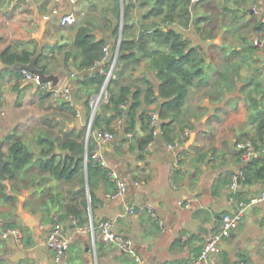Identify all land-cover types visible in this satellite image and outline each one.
I'll return each instance as SVG.
<instances>
[{"label":"crops","instance_id":"crops-1","mask_svg":"<svg viewBox=\"0 0 264 264\" xmlns=\"http://www.w3.org/2000/svg\"><path fill=\"white\" fill-rule=\"evenodd\" d=\"M150 1L136 0V8L126 16L128 22H136V33L143 22L158 19L142 17ZM205 1L191 5V23L185 24L180 18L168 23L206 55V72L190 87L176 119L141 147L147 134V115L159 113L162 102L160 97L147 102L142 94L132 136L117 130L114 140L102 143L105 163L96 164L98 168L89 174L84 154L92 114V106L87 104L92 72L82 71L78 57H69L65 63L62 58L64 51L72 48L83 17H91L95 39L112 43L119 38L127 0L0 1V53L9 45L16 50H35L40 16L52 17L70 9L76 13V21L70 25H61L59 17L46 22L43 38L49 42L41 59L58 75V84H73L71 100L44 94L46 90L24 81L22 75L19 79L13 72L0 70V143L4 157L11 132L32 147L38 146V138L44 135L56 144L66 138L84 144L83 165L70 180H57L30 169L21 170L15 181L0 178L12 195L10 199L0 196V223L17 229L23 242V246L18 244L15 234L0 235V264H138L130 251L83 228L92 222L99 233V222L104 219L114 220L117 230L132 239L133 250L146 264H192L207 237L221 228L223 215L233 214L243 205L237 225L223 238L220 249L202 264H264V200L250 202L264 190V177L242 179L238 186H229L231 176L244 165L240 152L232 151L229 145L236 141L238 148L239 142H250L256 130L248 112L249 91L258 92L264 111V28L255 27L258 21L264 22V0H210L204 5ZM180 6L181 0L174 11L178 17L182 16ZM255 37L259 38L257 43ZM70 71H75L74 78ZM143 78L156 90L159 79L144 60L135 71L129 65L123 81L144 88ZM16 82L19 88H15ZM159 118L161 122L171 120ZM175 141L182 152L178 159L168 146ZM261 146L264 151V144ZM256 151L253 156H257ZM112 171L127 184L126 192L116 197L110 196L117 190ZM34 172L40 178L35 182L37 187L28 181ZM68 206L79 214L63 215ZM57 224L69 240L68 254L60 261L53 259L46 244L48 231Z\"/></svg>","mask_w":264,"mask_h":264},{"label":"trees","instance_id":"trees-1","mask_svg":"<svg viewBox=\"0 0 264 264\" xmlns=\"http://www.w3.org/2000/svg\"><path fill=\"white\" fill-rule=\"evenodd\" d=\"M1 1V0H0ZM151 6L143 13V18L158 17V19L150 22H143L139 31L136 33V22H128L127 14L136 8V0H127L123 8V23L118 47L117 60L120 67L115 70L116 76L124 74L126 68L130 65L131 70L135 71L138 64L144 60L146 67L153 70L159 79V83L155 86L146 78L143 80L146 86L143 88L138 84L133 87L129 83L120 82L117 86L111 84V80L106 85L108 100L104 103L105 109L101 119L97 118V110L93 116V127H101L106 130H113L112 120L116 116H124L123 131H132L138 116V108L144 98L150 102L156 97L162 99L159 117H169V122H162L161 130L165 132L170 126L172 120L176 119L180 113V107L187 96L189 89L197 81L202 79L206 66V55L200 46L190 45L189 40L179 31L168 26L172 20L183 21V23H191L189 13V0H181L179 8L182 16H176L175 7L179 0H152ZM150 2L148 5H150ZM146 3V2H145ZM139 3L138 5H142ZM148 7V6H147ZM264 22L258 21L255 26L257 30L264 28ZM92 19H86L83 24L79 25L73 38V46L71 49L64 51L62 60L67 62L69 57L79 58L78 66L81 69L92 67L103 54V45L106 43L103 39H95L92 34ZM117 25V29H118ZM34 48H23L16 50L11 45L6 47L1 53L3 62L12 64L15 61L27 63L33 54ZM43 51L36 60V66L44 72H52L49 69L48 62L41 63ZM51 61H55L51 57ZM129 68V67H128ZM10 71L15 73L16 78L21 77V69H6L2 72ZM128 70V69H127ZM0 71V76L1 73ZM92 89L88 92V100L93 92L99 91L104 80V75L100 70L95 69L89 75ZM85 83V82H84ZM15 88H19V82H16ZM44 94H50L45 91ZM258 93V92H257ZM257 93L249 91L246 100L248 103V112L253 116L256 122V130L250 136L251 146L257 148V156H251L248 161L244 162L241 170L243 172V180H251L252 178L264 177V151L261 149V143L264 144V111L260 108L261 98L257 97ZM143 94V98H142ZM1 95V82H0ZM122 103H126L125 108L121 107ZM142 116V114H140ZM150 116L144 123L147 129L145 138L140 143L141 147L147 144L154 136L152 128L149 124ZM103 120V122L101 121ZM104 124V125H102ZM38 146L32 147L22 140L16 133L11 132L7 135L8 149L6 152V163L4 165V173L10 181L16 180L21 170H40L50 177L57 180H70L79 171L83 165L84 144L73 138H66L60 144H56L55 140L48 135L40 136ZM57 148L59 151H57ZM92 148L91 141L88 142V151ZM64 150L66 152L61 154ZM263 152V153H262ZM97 164V163H96ZM93 164L91 160L87 161V173L96 170L98 165ZM99 164V163H98ZM100 165V164H99ZM45 175V178H47ZM28 181L37 187L39 185L36 173H32ZM27 181V182H28ZM0 196L10 199L11 194L6 192L5 184L0 183ZM79 214L75 207L68 206L63 210L65 214ZM166 264H176L168 262Z\"/></svg>","mask_w":264,"mask_h":264},{"label":"built area","instance_id":"built-area-1","mask_svg":"<svg viewBox=\"0 0 264 264\" xmlns=\"http://www.w3.org/2000/svg\"><path fill=\"white\" fill-rule=\"evenodd\" d=\"M135 1V0H131ZM197 0H189V8L191 5L196 2ZM254 10L256 11V8L254 7ZM59 23L61 25H70L73 24L76 21V13L70 9L65 12V14H62L59 18ZM259 41L258 37H255L254 42L257 43ZM120 44V37L116 40H113L112 43L106 42L103 45V54L100 60L96 62V64L89 68H84L82 71H89L94 72L95 69H98L103 73L104 80L100 87L99 93L90 96V104L92 106V111L97 109V105L102 102V99L105 100V102L108 100V93L106 91V85L111 80V78H114L116 76L115 70L117 67L120 66L118 60H117V54H118V47ZM21 74L22 79L24 81H35L37 83L38 88H42L46 91H49L50 94H52L54 97L64 98L66 100H71L74 86L72 83H64L62 85L53 84L51 80L41 81L39 80V75L37 73H34L28 69L21 68ZM70 77L74 78L75 71H70ZM127 106L126 103H122L121 107L125 108ZM149 118V124L152 128V132L154 135L161 133V124L159 118V113L156 111H153L150 113ZM93 117L89 119L86 127V151L84 154V167L87 169V161L91 160L93 164H104V158L102 156V152H100V148L102 143L110 142L116 138V132L117 130H123L124 126V116L119 115L116 116V118L113 120V130H106L102 129L101 127H93L92 122ZM125 136H132V131H124ZM186 134V132H185ZM91 136H94L93 141L91 140ZM91 141L92 148L90 152L88 151V142ZM168 146L175 150V158L178 159L181 157L182 152L178 148L179 142H170L168 143ZM238 148H240V158L243 162H246L249 160V158L252 156V154L255 152V150L252 148L250 142L248 141H242L238 143ZM111 174H113L116 178V185L117 190L110 194L111 197H116L118 195H122L126 192L127 184L125 179H121L117 176V174L112 171ZM244 177L242 170L238 171L236 174H233L231 176V180L229 183V186L231 188H234L238 186V182L242 180ZM137 184V182H134ZM261 200H264V190L260 193L252 196L250 198L251 203H256ZM151 208V214L157 218L155 211H153ZM132 206H128V210L132 211ZM244 211V205L240 206L233 214L225 213L222 218L221 228L219 231H215L211 233L207 239L203 242L201 250L197 257L193 260L192 264H202L206 259L208 258L209 254L212 252H216L220 249V244L223 240V238L228 237L230 235V229L232 226H236L238 221L240 220L241 216L243 215ZM159 223L162 225V220L158 219ZM84 229H88L92 232V235L95 237H99L101 240L106 242H113L122 250L130 251L136 260L138 264H146L145 261L136 254V252L133 250V243L132 239L129 236L124 235L122 232L117 230V226L114 220L111 219H104L99 222L98 225V231L99 233H96V227L92 222H88V224H84ZM10 234L16 235V241L18 244L23 246V242L20 239V234L17 229L10 228V227H4L0 223V235L3 237H7ZM68 243L69 240L67 236L63 233L62 229L58 224L56 227L50 229L47 233L46 237V244L50 248L53 259L55 261H60L62 258H64L68 254Z\"/></svg>","mask_w":264,"mask_h":264},{"label":"water","instance_id":"water-1","mask_svg":"<svg viewBox=\"0 0 264 264\" xmlns=\"http://www.w3.org/2000/svg\"><path fill=\"white\" fill-rule=\"evenodd\" d=\"M65 12H61V13L55 12L54 16H52V17L40 16L41 30H40L39 34L37 35L38 43L35 47L33 54L30 56V60L27 63L15 61L12 64H8V63H5L2 61L1 53H0V70L4 69V68H6V69L25 68V69H28V70L34 72V73H37L39 75V80H41V81L51 80L53 84H56L58 82V75H56L54 72H48V73L44 72L41 68L36 66V60L41 55V53L43 51V47L45 46V44L49 42V40L43 38V32L45 29L46 22H48L49 20H52L54 18L60 17L62 14H65ZM119 37H121V33H120ZM29 83H31L35 87H37V83L35 81H30ZM95 111L96 110H93L91 118L94 116ZM1 146H2V142L0 143V178L6 179V174L4 173V170H3L4 165L6 163V159L3 155V150L1 148ZM229 147L234 152H240V148H236V141H233L232 143H230ZM57 150H58V148H57ZM136 209L137 208H135V210Z\"/></svg>","mask_w":264,"mask_h":264},{"label":"rangeland","instance_id":"rangeland-1","mask_svg":"<svg viewBox=\"0 0 264 264\" xmlns=\"http://www.w3.org/2000/svg\"><path fill=\"white\" fill-rule=\"evenodd\" d=\"M208 4H210V0H206L205 1V4L204 5H208ZM83 19L84 20H86V19H91V17H83ZM129 67V66H128ZM128 67L126 68V70H125V72L127 71V69H128ZM124 72V73H125ZM116 73H117V71H116ZM123 79H124V74H122V75H119V77L118 78H113L112 79V81H111V84H112V86L113 85H118L120 82H122L123 81ZM88 92V91H87ZM89 93V92H88ZM87 93V94H88ZM96 94H98L99 93V91H96L95 92ZM90 94V93H89ZM88 103L87 104H89L90 103V100H88L87 101ZM105 100L104 99H102V102L101 103H99L97 106V118H99V119H101V117L104 115L103 114V112H104V107H105ZM93 112V111H92ZM95 114V113H94ZM92 115V114H91ZM102 122H103V120H101Z\"/></svg>","mask_w":264,"mask_h":264}]
</instances>
